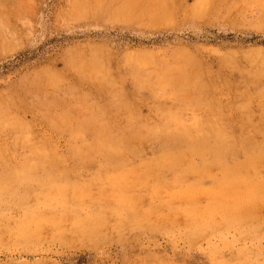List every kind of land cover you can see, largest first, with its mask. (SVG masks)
<instances>
[{
    "label": "rangeland",
    "instance_id": "374dc122",
    "mask_svg": "<svg viewBox=\"0 0 264 264\" xmlns=\"http://www.w3.org/2000/svg\"><path fill=\"white\" fill-rule=\"evenodd\" d=\"M0 12V264H264V0Z\"/></svg>",
    "mask_w": 264,
    "mask_h": 264
},
{
    "label": "bare ground",
    "instance_id": "6f19581e",
    "mask_svg": "<svg viewBox=\"0 0 264 264\" xmlns=\"http://www.w3.org/2000/svg\"><path fill=\"white\" fill-rule=\"evenodd\" d=\"M2 1V0H1ZM0 14H1V12H0ZM146 54V53H145ZM179 56V55H178ZM180 58V57H179ZM135 63V62H134ZM142 63V62H141ZM224 63V62H223ZM133 64V63H132ZM162 64V63H161ZM136 65V64H135ZM152 65V64H151ZM139 66V65H138ZM165 66V65H164ZM186 66V65H185ZM170 67V66H169ZM188 67V66H187ZM204 68V67H203ZM143 70V69H142ZM158 70V69H157ZM187 70V69H186ZM213 70V69H212ZM256 70V69H255ZM103 71V70H102ZM139 71V70H138ZM173 71V70H172ZM196 71H197V69H196ZM206 71V70H205ZM147 72V71H146ZM145 72V73H146ZM155 72V71H154ZM160 72V71H159ZM201 72V71H200ZM199 72V73H200ZM237 72V71H236ZM148 73H150L149 71H148ZM210 73V72H209ZM213 73V72H212ZM221 73V72H220ZM157 74V73H156ZM224 74V73H223ZM135 75V74H134ZM154 75V74H153ZM204 75V74H203ZM31 76V75H30ZM202 76V75H201ZM85 77V76H84ZM138 77H139V75H138ZM219 77V76H218ZM259 77V76H258ZM262 78V77H261ZM29 80V79H28ZM90 80V79H89ZM139 80V79H138ZM141 80V79H140ZM153 80V79H152ZM161 80V79H160ZM155 81V80H154ZM240 81V80H239ZM22 83V82H21ZM147 83V82H146ZM239 83V82H238ZM237 83V84H238ZM258 83V82H257ZM172 84V83H171ZM236 84V85H237ZM259 84V83H258ZM149 85V84H148ZM170 85V84H169ZM256 85V84H255ZM153 86V85H152ZM170 87H172V86H170ZM177 87H179V86H177ZM184 87V86H183ZM212 87V86H211ZM223 87V86H222ZM251 87V86H250ZM32 88V87H31ZM146 88V87H145ZM168 88V87H167ZM192 88V87H191ZM147 89H150V88H147ZM191 90V89H190ZM177 93V92H176ZM233 93V92H232ZM38 94V93H37ZM153 94V93H152ZM167 95V94H166ZM242 95V94H241ZM159 96V95H158ZM169 96V95H168ZM155 97V96H154ZM186 99V98H185ZM176 100H178V99H176ZM187 100V99H186ZM210 100V99H209ZM82 101V100H81ZM214 101V100H213ZM110 102V101H109ZM27 103V102H26ZM84 103V102H83ZM93 103V102H92ZM88 104V103H87ZM23 105V104H22ZM56 105V104H55ZM82 105V104H81ZM103 105V104H102ZM120 105V104H119ZM153 105V104H152ZM155 105V104H154ZM236 105V104H235ZM66 106V105H65ZM234 106V105H233ZM52 107V106H51ZM60 107V106H59ZM83 107V106H82ZM166 107V106H165ZM27 108V107H26ZM29 108V107H28ZM80 108V107H79ZM133 109V108H132ZM31 110V109H30ZM116 110V109H115ZM118 110V109H117ZM86 111V110H85ZM100 111V110H99ZM124 111V110H123ZM168 111V110H167ZM29 112V111H28ZM51 112V111H50ZM158 112V111H157ZM34 113V112H33ZM121 113H122V111H121ZM163 114V113H162ZM37 115V114H36ZM109 115V114H108ZM128 115V114H127ZM138 115H140V114H138ZM143 115V114H142ZM146 117V116H145ZM89 119V118H88ZM196 120V119H195ZM120 121V120H119ZM174 121V120H173ZM170 122H171V120H170ZM172 123V122H171ZM179 124V123H178ZM224 124V123H223ZM182 125V124H181ZM188 125V124H187ZM7 126V125H6ZM176 126V125H175ZM196 126V125H195ZM87 127V126H86ZM90 127V126H89ZM101 127V126H100ZM181 127H183V126H181ZM64 128V127H63ZM62 128V129H63ZM65 128H67V127H65ZM12 129V128H11ZM73 129V128H72ZM71 129V130H72ZM98 129H99V127H98ZM161 129V128H160ZM15 130V129H14ZM74 130V129H73ZM92 130V129H91ZM101 130H103V129H101ZM18 131V130H17ZM69 133V132H68ZM185 133V132H184ZM80 134V133H79ZM72 135H73V133H72ZM152 135V134H151ZM249 135V134H248ZM81 136V135H80ZM95 136V135H94ZM153 136V135H152ZM73 137V136H72ZM82 137V136H81ZM103 137V136H102ZM136 137V136H135ZM188 137V136H187ZM36 138V137H35ZM80 138V137H79ZM78 138V139H79ZM96 138V137H95ZM105 138V137H104ZM131 138V137H130ZM147 138V137H146ZM153 138V137H152ZM44 139V138H43ZM75 139V138H74ZM127 139V138H126ZM125 139V140H126ZM149 139H151V138H149ZM189 139V138H188ZM48 140V139H47ZM96 140V139H95ZM119 140H120V138H119ZM145 140V139H144ZM148 140V139H147ZM18 143H20V142H18ZM22 143V142H21ZM27 143V142H26ZM29 143V142H28ZM98 143V142H97ZM130 143V142H129ZM39 144V143H38ZM41 144V143H40ZM52 144V143H51ZM77 144H78V142H77ZM18 145V144H17ZM42 145V144H41ZM98 145V144H97ZM131 145V144H130ZM10 146V145H9ZM56 146V145H55ZM74 146V145H73ZM86 146V145H85ZM89 146V145H88ZM99 147V146H98ZM23 148V147H22ZM49 148V147H48ZM47 148V149H48ZM79 148H80V146H79ZM83 149V148H82ZM92 149V148H91ZM71 150H73V149H71ZM77 150V149H76ZM101 150V149H100ZM53 151V150H52ZM91 151V150H90ZM105 151V150H104ZM132 151H134V150H132ZM101 152V151H100ZM105 153V152H104ZM129 153H131V152H129ZM117 155V154H116ZM117 157V156H116ZM111 158V157H110Z\"/></svg>",
    "mask_w": 264,
    "mask_h": 264
}]
</instances>
